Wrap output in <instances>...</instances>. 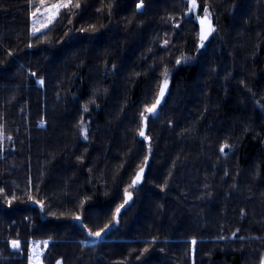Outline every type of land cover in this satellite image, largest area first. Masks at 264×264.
Returning a JSON list of instances; mask_svg holds the SVG:
<instances>
[{"label": "trees", "instance_id": "1", "mask_svg": "<svg viewBox=\"0 0 264 264\" xmlns=\"http://www.w3.org/2000/svg\"><path fill=\"white\" fill-rule=\"evenodd\" d=\"M79 2L33 36L39 0H0V264H29L34 240L47 241L44 264H260L264 0H198L197 15L207 3L217 27L203 48L188 0H144L140 10L139 0ZM90 24L96 32H79ZM182 55L192 59L177 65ZM165 67L144 180L119 223L90 237L74 216L97 231L123 202L149 155L139 113ZM85 105L98 107L87 140L77 127Z\"/></svg>", "mask_w": 264, "mask_h": 264}, {"label": "snow or ice", "instance_id": "2", "mask_svg": "<svg viewBox=\"0 0 264 264\" xmlns=\"http://www.w3.org/2000/svg\"><path fill=\"white\" fill-rule=\"evenodd\" d=\"M39 3L41 6H44V10L42 12L40 6H35L34 10L31 11L30 16L32 18V28H31V33L33 36H36L38 32H41L43 29H47L49 25H52L56 20L57 17L60 14L61 9H68L71 11V9L74 7L75 9H80L81 4L79 0H58L57 3L51 4V5H46L45 6V0H39ZM136 8L138 10L143 9L145 7L144 5V0H139L138 3H136ZM111 4L108 5L109 8V14H111ZM200 7L198 0H188V7H187V13L193 14L198 21L199 24V33H198V40H199V47L203 48L205 47V41L209 39L210 36L213 35V33L217 32V27L216 24L214 23V17L213 13L211 11V6L208 5L207 3L203 7V14L202 15H197V10ZM99 11V10H98ZM38 14L44 16V19H41L37 21V16ZM69 24L72 23L71 20L68 21ZM176 27H179V24H176ZM97 31L96 25L95 24H90L87 28H80L79 32L81 33H94ZM67 35V33H65ZM40 43H48L49 41L47 40V37H45L43 40L39 41ZM163 45L167 47L170 44V41L168 39H164L162 41ZM34 45L29 43L28 47L32 48ZM9 55H12L11 52L8 53ZM192 59V57H188L186 55H182L181 57L176 59V64L179 65L182 62H187L188 60ZM115 68V65L112 66ZM168 74L169 70L165 67L163 70V79L160 83L159 86V91L156 95V98L153 103L150 105H145L143 110L140 111L139 113V118H140V127L137 130L139 137L144 138L146 141L149 142L147 151L149 155H146L144 157L143 162L138 166V170L136 171L135 175L131 179V183L128 185V187L124 188L123 190V202L120 204H117L114 212L112 213V220L105 224L102 228H99L97 231H92V229L88 228L87 224H85L83 221L85 217L81 214H77L74 216V219L76 221L80 222L81 228L85 229L87 231L88 236L90 237H95V238H102L103 235L106 234L107 231L111 230L113 222L119 223L121 211L125 209V206L128 205L129 201L133 199V192L130 191V189H134L137 185H140L145 176V171L146 167L148 165V161L150 158V154L152 152V147H151V140L152 138L150 136L146 135V131L148 128V121L150 116H158V108L161 105L162 100L165 97V94L168 90L169 87V79H168ZM33 76H35V73H32ZM37 82L41 85L44 84L43 79H38ZM97 91H100L99 89ZM106 91V89L104 90ZM92 104H95V101H91ZM258 103V102H257ZM84 111H88L87 105L84 106ZM43 126V125H42ZM77 127L81 131L82 138L84 140L88 139V134H89V126L85 123L84 118L81 117L80 121L77 124ZM225 149H231V145H228L227 143L222 144L220 146V152L224 153ZM79 159V158H78ZM167 183V181L165 182ZM4 189L0 188V193H3ZM18 199L15 195L11 196L10 198L7 199L8 204H11L13 200ZM29 200H33L36 204L40 206L41 209L45 207L44 202L42 200H36L35 197L29 195L28 196ZM87 202V198H85L84 201L81 202V212L83 210V205ZM55 215V213H53ZM239 231V230H237ZM233 236L236 235V233L232 234ZM156 242V238H152V243ZM47 244V241L44 242ZM192 247V252L193 254L195 253V245L197 244V240L195 238H192L190 241ZM11 247L16 250H21V241L18 239H13L10 241ZM149 249L145 247L143 249V252H147ZM42 257V253L36 249V247H33L32 249V255L29 256V264H44ZM56 264H62V261H57ZM260 264H264V257L261 258Z\"/></svg>", "mask_w": 264, "mask_h": 264}, {"label": "rangeland", "instance_id": "3", "mask_svg": "<svg viewBox=\"0 0 264 264\" xmlns=\"http://www.w3.org/2000/svg\"><path fill=\"white\" fill-rule=\"evenodd\" d=\"M58 2V0H56V1H52V2H49L48 0H45V6L46 5H51V4H54V3H57ZM40 7H41V10H42V12H43V10H44V6H41V5H39ZM61 11H62V9H61ZM60 11V12H61ZM59 17V16H58ZM57 17V18H58ZM45 17L44 16H42V15H40V14H38V16H37V21H39V20H41V19H44ZM50 26V25H49ZM31 28H32V18H31V27H30V32H31ZM46 29H43L41 32H43V31H45ZM38 33H40V32H38ZM32 34V33H31ZM97 111H98V107H96V106H92L91 108H89L88 109V111L86 112V115H85V119H84V121H85V123L90 127V124H91V121H92V119H93V117H94V115L97 113ZM45 241L44 240H34V241H32L31 242V246H30V256L32 255V249H33V247H36V249L37 250H39L41 253H42V259H43V254H44V251H45V246L47 245V244H45L44 243Z\"/></svg>", "mask_w": 264, "mask_h": 264}, {"label": "water", "instance_id": "4", "mask_svg": "<svg viewBox=\"0 0 264 264\" xmlns=\"http://www.w3.org/2000/svg\"><path fill=\"white\" fill-rule=\"evenodd\" d=\"M165 98V97H164ZM164 101V99L162 100V102ZM146 170H147V168H146ZM145 173H146V171H145Z\"/></svg>", "mask_w": 264, "mask_h": 264}]
</instances>
